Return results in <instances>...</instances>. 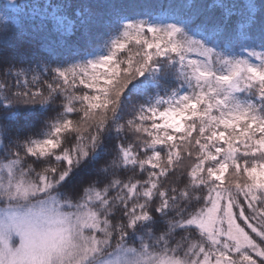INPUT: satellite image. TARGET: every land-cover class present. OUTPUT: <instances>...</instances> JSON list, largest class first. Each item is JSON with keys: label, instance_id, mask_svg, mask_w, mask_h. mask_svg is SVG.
Returning <instances> with one entry per match:
<instances>
[{"label": "snow or ice", "instance_id": "obj_1", "mask_svg": "<svg viewBox=\"0 0 264 264\" xmlns=\"http://www.w3.org/2000/svg\"><path fill=\"white\" fill-rule=\"evenodd\" d=\"M0 264H264V0H4Z\"/></svg>", "mask_w": 264, "mask_h": 264}, {"label": "trees", "instance_id": "obj_2", "mask_svg": "<svg viewBox=\"0 0 264 264\" xmlns=\"http://www.w3.org/2000/svg\"><path fill=\"white\" fill-rule=\"evenodd\" d=\"M3 4H4V0H0V8L3 7Z\"/></svg>", "mask_w": 264, "mask_h": 264}]
</instances>
